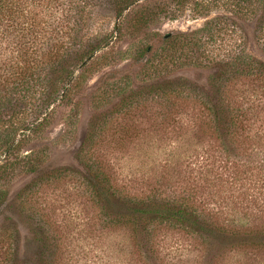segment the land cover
I'll list each match as a JSON object with an SVG mask.
<instances>
[{
  "label": "rangeland",
  "instance_id": "obj_1",
  "mask_svg": "<svg viewBox=\"0 0 264 264\" xmlns=\"http://www.w3.org/2000/svg\"><path fill=\"white\" fill-rule=\"evenodd\" d=\"M198 4L196 0H143L129 10L125 26L115 27L113 18L103 19L112 34L110 46L87 63L83 75H75L78 79L68 99L49 111L41 131L21 148L23 155H35L38 173L27 174L26 167L18 166L8 177L0 178V188L9 192L0 212V241L5 224L15 222L20 232L19 264H38L34 254L43 248L40 236L28 235L27 213L33 219L32 228L47 223L49 234L60 240L57 264H264V254L232 252L226 257L218 246L208 250L201 239L163 227L154 232L155 253H145L128 230L104 227L100 208L79 175L83 172L77 164L80 149L88 150L87 143L93 140L88 155L101 163L127 196L144 197L154 191L163 196H190L194 204L220 221L264 222V174L257 177L254 168L258 163L253 160L239 175L226 170L227 158L220 143L205 131L209 117L202 106L190 100L175 101L166 116L163 108L149 103L116 113L130 90L154 83L185 80L200 87L203 95L213 96L209 81L216 72L211 65L235 58L243 49L256 58L261 56V45L251 44L253 40L242 42L241 30L247 27L251 33L253 26L243 23L233 8H227L223 0ZM204 12L218 24L212 35H200L199 48L190 49V55L183 49L175 64L157 73L149 70L148 56L137 57L147 45L159 53L168 34L180 41L182 34L200 29L207 19L199 16ZM143 13L150 22L136 32L134 19ZM9 53L5 45L0 46V62ZM227 90V100L234 107L251 110L250 122L240 137L242 148L246 153H264V80L236 78ZM32 115L33 109L28 108L24 121ZM16 123L12 119L0 125V141L8 140ZM63 167L77 173L44 182ZM21 194H27L24 213L19 209ZM8 244L0 242V253Z\"/></svg>",
  "mask_w": 264,
  "mask_h": 264
},
{
  "label": "trees",
  "instance_id": "obj_2",
  "mask_svg": "<svg viewBox=\"0 0 264 264\" xmlns=\"http://www.w3.org/2000/svg\"><path fill=\"white\" fill-rule=\"evenodd\" d=\"M141 1L0 0V46L5 45L11 52L8 58L0 62V125L17 120V127L12 129L8 140L0 141V178L8 177L18 166L26 167L27 174L38 173V165H34L35 155L21 153L23 144L41 131L49 111L68 99L71 87L84 74L83 68L87 63L110 46L112 34L105 28L103 19L113 18L115 27L125 26L129 17L127 13ZM196 1L200 2L198 6L212 3V0ZM223 1L227 8L234 9L243 23L253 26L251 33L247 27L241 30V39L244 44L253 40L251 44L261 45V56L256 58L243 49L235 58L211 65L216 72L209 81L213 83V96L203 95L200 87L185 80L154 83L139 91L130 90L121 99L116 113L144 108L150 103L163 108L168 116L175 101H193L208 112L209 124L205 131L220 143L221 151L227 158L226 170L233 169V173L239 175L242 168L253 160L258 163L254 168L257 177H262L264 153H246L240 142L250 122L251 110L234 107L233 102L229 101L227 86L233 84L236 78L264 80V0ZM205 14L199 16L207 18ZM149 22L150 17L144 13L137 15L133 29L137 32ZM217 24L216 18H207L200 29L182 34L184 39L180 41L168 34L163 39L165 47L159 53L147 45L142 47L137 57L148 56L146 64L149 70L160 72L169 64H175L178 61L176 55L183 49L190 55V49L199 48L200 35H212ZM77 73L79 76L75 77ZM28 108L33 109V115L26 122L23 114ZM87 144L88 150L80 149L77 160L83 171L79 175L85 181L93 202L100 208L104 227L128 230L143 252L155 253L154 232L163 227L201 239L206 242L208 250L218 246L226 257L232 252L264 254V222L247 224L241 219L237 222L220 221L205 209H200L190 196H163L155 191L144 197L127 196L111 181L101 163L93 162L88 155L94 141L90 140ZM73 173L77 171L58 168L44 182ZM8 193L0 188V212L8 202ZM26 196L20 195V199H23L19 207L22 213L26 208ZM26 211L34 215L33 210L27 208ZM30 220L33 219L27 213L28 235L40 236L43 243L42 250L34 254L38 264L59 263L60 240L49 234L47 223H38L32 228ZM5 225L1 230L4 235L1 234L3 239L0 242L9 244L1 248V259L3 264H19L22 254L17 249L20 232L15 222L9 221ZM139 235L142 238H137Z\"/></svg>",
  "mask_w": 264,
  "mask_h": 264
}]
</instances>
